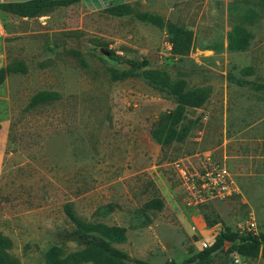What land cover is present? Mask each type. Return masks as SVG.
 <instances>
[{"label": "rangeland", "instance_id": "374dc122", "mask_svg": "<svg viewBox=\"0 0 264 264\" xmlns=\"http://www.w3.org/2000/svg\"><path fill=\"white\" fill-rule=\"evenodd\" d=\"M117 4L134 11L115 15L109 8ZM135 12L190 29L191 50L175 55L167 28ZM237 26L250 34L246 46L235 45ZM145 57L148 66L132 67ZM7 68L0 233L17 264H46L54 245L64 254L84 247L65 235L74 228L67 204L86 221L124 226L126 239L113 245L149 264L183 262L225 229L264 232V89L230 79L264 82V0H74L35 17L0 8V71ZM155 75L208 96L188 108L187 138L164 148L153 130L177 103ZM41 91L59 96L30 107ZM209 157L235 191L197 204L184 173L202 170ZM153 198L164 207L147 208ZM207 264H264V253L245 257L226 242Z\"/></svg>", "mask_w": 264, "mask_h": 264}, {"label": "trees", "instance_id": "16d2710c", "mask_svg": "<svg viewBox=\"0 0 264 264\" xmlns=\"http://www.w3.org/2000/svg\"><path fill=\"white\" fill-rule=\"evenodd\" d=\"M74 0H23L17 2H1L0 8L23 17H35L42 15L44 12L58 5H69ZM109 11L115 15L130 14L134 11L131 4H117L109 8ZM136 15L146 21L159 24L167 28L169 41L172 44V51L175 55H186L192 48L193 32L184 26L176 23H165L161 16L152 13L135 12ZM257 13L250 9L245 18L253 21ZM249 32L242 26L235 28V45L246 46L249 39ZM234 45V44H233ZM112 58H120L115 54L114 50L108 49ZM133 68H143L149 65L148 58L142 60H132ZM23 70H26L24 67ZM9 71H0V83L5 78V74ZM252 71V69H251ZM155 73V72H153ZM156 74V73H155ZM127 75L126 72L114 74L116 78H122ZM151 79L176 99V106L164 114L159 125L153 130L154 138L164 148L173 142L183 141L190 132L188 126H182L181 123L186 118L188 108L200 107L207 99V92L202 88H188L184 79L173 80L170 76L155 75L150 76ZM230 79L241 84H251L255 89H264V82L257 80H245L230 76ZM59 96L56 92L41 91L33 96L30 107L38 104L57 99ZM1 129V124H0ZM149 209H162L164 201L160 198H153L146 203ZM66 213L74 224V228L65 232V235L84 247L80 250L64 254L59 246H51L46 251V264H149L143 259H132L125 251L114 246L115 242H122L127 237V230L124 226L110 225L103 222H89L77 216L70 204L65 206ZM264 241V232L255 234L254 232L242 233L238 230L225 229L219 232L210 248H206L197 254L188 257L183 262L169 261L168 264H188L189 262L198 261L201 264H207L209 256L212 252L220 249L226 242L231 243V251L242 256L256 258L264 249L261 244ZM11 247V240L0 233V264H17V260L11 257L8 249Z\"/></svg>", "mask_w": 264, "mask_h": 264}, {"label": "built area", "instance_id": "2783aa9c", "mask_svg": "<svg viewBox=\"0 0 264 264\" xmlns=\"http://www.w3.org/2000/svg\"><path fill=\"white\" fill-rule=\"evenodd\" d=\"M208 160V164L195 174L184 173L186 184L197 204L206 203L215 197L231 195L235 191L230 173L217 165L210 157Z\"/></svg>", "mask_w": 264, "mask_h": 264}, {"label": "crops", "instance_id": "0c3cea01", "mask_svg": "<svg viewBox=\"0 0 264 264\" xmlns=\"http://www.w3.org/2000/svg\"><path fill=\"white\" fill-rule=\"evenodd\" d=\"M1 128H2V126H1ZM2 129H0V131H1ZM3 143H4V141H3V139H1L0 138V149L3 147ZM5 147V146H4Z\"/></svg>", "mask_w": 264, "mask_h": 264}]
</instances>
